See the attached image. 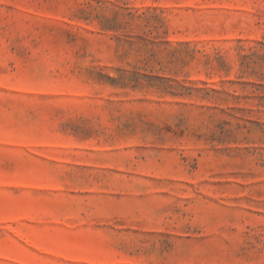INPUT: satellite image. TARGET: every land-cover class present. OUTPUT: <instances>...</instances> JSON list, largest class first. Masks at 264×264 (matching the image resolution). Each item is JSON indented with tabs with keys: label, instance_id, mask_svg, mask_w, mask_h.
Masks as SVG:
<instances>
[{
	"label": "rangeland",
	"instance_id": "1",
	"mask_svg": "<svg viewBox=\"0 0 264 264\" xmlns=\"http://www.w3.org/2000/svg\"><path fill=\"white\" fill-rule=\"evenodd\" d=\"M0 264H264V0H0Z\"/></svg>",
	"mask_w": 264,
	"mask_h": 264
}]
</instances>
